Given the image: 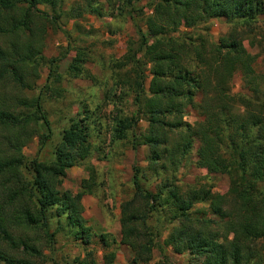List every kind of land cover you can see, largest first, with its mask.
Here are the masks:
<instances>
[{
	"label": "trees",
	"instance_id": "trees-1",
	"mask_svg": "<svg viewBox=\"0 0 264 264\" xmlns=\"http://www.w3.org/2000/svg\"><path fill=\"white\" fill-rule=\"evenodd\" d=\"M64 5L65 0H0V264H45L44 249L54 250L56 231L63 226L84 246L97 236L103 263L115 264L113 237L94 234L82 216L81 199L91 193L93 178L83 179L74 194L62 189L67 170L91 154L88 107L82 118L70 119L43 157L23 152L34 137L39 150L52 139L43 102L64 91L58 71L64 55H43L45 33L58 27L62 17L105 14L99 0ZM147 5L143 26L135 25L138 44L129 46L119 63L130 65L119 80L135 93L136 114L117 115L113 137L124 140L130 131L134 150L139 143L148 147L147 165L133 164V193L119 205L120 243L136 264L149 263L155 248L161 257L153 264H168L163 246L187 253L192 264H263L264 68L258 59L264 61V26L258 15L264 13V0H148ZM217 18L229 28L214 41L206 24ZM200 25L203 31L173 34L180 26ZM246 39L255 41L256 53L247 50ZM138 53L149 64L147 90ZM85 60L78 51L65 74L92 79ZM46 63L47 76L37 86ZM236 73L247 93L231 92ZM189 107L199 120H184ZM141 116L147 127L138 132ZM195 142L194 165L228 175L224 193L204 184L178 183L176 173ZM148 172L159 179L153 189L145 185ZM203 204L208 212L200 209ZM53 222L59 225L56 230ZM72 262L96 264L93 250Z\"/></svg>",
	"mask_w": 264,
	"mask_h": 264
},
{
	"label": "rangeland",
	"instance_id": "rangeland-1",
	"mask_svg": "<svg viewBox=\"0 0 264 264\" xmlns=\"http://www.w3.org/2000/svg\"><path fill=\"white\" fill-rule=\"evenodd\" d=\"M75 0H65L67 8ZM105 11L102 16L85 13L82 17L68 19L62 17L58 27L48 28L44 35L43 55L49 57H64L59 61L58 71L63 74L61 86L63 95L58 98L45 97V109L52 129V139L43 150H39V139L34 137L23 148L26 156L33 157L37 154L43 157L57 143L60 132L69 125L71 118H82L83 107L90 110V142L92 145L89 157L77 166L67 170L63 178L62 189L76 193L80 190L83 179L93 178L94 184L91 193L83 195L82 216L94 234L109 233L115 243L111 249L115 251V264H136L133 262L132 253L124 244L120 243V203L129 198L133 193L131 181L132 166L147 165L148 147L139 143L136 150L132 148V133H127L124 140H115L113 137L114 118L119 115H135V93L119 80V75L130 68L119 63L124 60L129 46L136 47L139 35L135 25L143 26L146 15L150 12L148 0L130 3L127 0H99ZM134 7L142 9L135 10ZM259 23L264 26V13L258 15ZM210 38L214 41L229 28L224 18L211 19L207 22ZM203 25L194 29L180 26L174 32L175 36L183 31H199ZM203 31V30H202ZM244 44L249 52L258 51L255 41L246 39ZM78 51L86 54L84 67L90 72L92 79L83 76L70 77L66 69ZM139 66L145 75L144 87L147 90L149 83V64L138 53ZM259 68H264V61L258 59ZM48 63L40 66L37 86H41L48 73ZM232 93H247L248 88L242 76L236 73L231 81ZM36 93V92H35ZM200 117L192 108H187L184 120L194 122ZM147 127L144 116L136 125V131L143 132ZM197 142L193 145L188 158L178 169L176 178L178 183L205 185L213 192L224 193L229 186V177L221 173H207L205 169L194 165ZM150 179L145 183L147 188L153 189L159 181L157 176L148 172ZM200 209L208 212L206 204L199 205ZM56 222L51 228L56 230ZM163 236L159 239L161 244ZM92 249L96 264L103 263V249L97 236H93L91 243L84 246L72 238L69 228H58L55 234L54 250L47 254L45 264H74L76 256L82 257L85 252ZM163 252L169 259L168 264H192V259L187 253L176 254L170 246H163ZM161 254L158 249L153 250L152 260L146 264L159 261ZM142 264V263H141ZM144 264V263H143ZM264 264V262H263Z\"/></svg>",
	"mask_w": 264,
	"mask_h": 264
}]
</instances>
